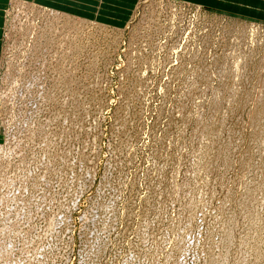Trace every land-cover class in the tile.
Listing matches in <instances>:
<instances>
[{
  "label": "rangeland",
  "instance_id": "obj_1",
  "mask_svg": "<svg viewBox=\"0 0 264 264\" xmlns=\"http://www.w3.org/2000/svg\"><path fill=\"white\" fill-rule=\"evenodd\" d=\"M130 7L5 10L0 264H264V22Z\"/></svg>",
  "mask_w": 264,
  "mask_h": 264
},
{
  "label": "crops",
  "instance_id": "obj_2",
  "mask_svg": "<svg viewBox=\"0 0 264 264\" xmlns=\"http://www.w3.org/2000/svg\"><path fill=\"white\" fill-rule=\"evenodd\" d=\"M15 0H0V33L2 30L4 12ZM32 4L39 8L53 11L91 17L117 25L124 19L125 11L131 7L134 0H16ZM188 1V0H186ZM213 12L233 15L240 19H251L264 22V0H189ZM1 38V37H0ZM1 44V43H0Z\"/></svg>",
  "mask_w": 264,
  "mask_h": 264
},
{
  "label": "built area",
  "instance_id": "obj_3",
  "mask_svg": "<svg viewBox=\"0 0 264 264\" xmlns=\"http://www.w3.org/2000/svg\"><path fill=\"white\" fill-rule=\"evenodd\" d=\"M38 10H39V12L41 13V16H45V13H50V14H52V15H55V14H53L52 13V11L50 10V9H48V8H43V9H39L38 8ZM59 14V13H58ZM57 15V14H56ZM60 15H62L61 13H60ZM63 16V15H62ZM5 17H6V13H5V15H4V20H5ZM5 23V22H4ZM9 26V27H8ZM36 26H37V24H36ZM13 29H11V25L8 23V25L6 26V25H4V27H3V31H2V33H3V37H9L8 35H9V32L10 31H12ZM14 39V38H13ZM7 46H9V45H7ZM7 48V47H6Z\"/></svg>",
  "mask_w": 264,
  "mask_h": 264
},
{
  "label": "bare ground",
  "instance_id": "obj_4",
  "mask_svg": "<svg viewBox=\"0 0 264 264\" xmlns=\"http://www.w3.org/2000/svg\"><path fill=\"white\" fill-rule=\"evenodd\" d=\"M38 9V8H37ZM43 9V8H42ZM52 11V10H51ZM53 12V14H58L59 12L58 11H52ZM62 18V17H61ZM13 28H14V26H13ZM8 38V37H7ZM123 44H124V42H123ZM120 70V69H119Z\"/></svg>",
  "mask_w": 264,
  "mask_h": 264
}]
</instances>
